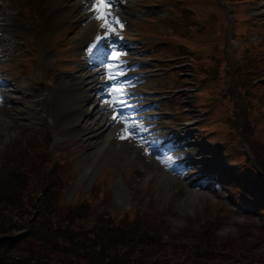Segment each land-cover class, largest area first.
<instances>
[{
    "label": "rangeland",
    "instance_id": "1",
    "mask_svg": "<svg viewBox=\"0 0 264 264\" xmlns=\"http://www.w3.org/2000/svg\"><path fill=\"white\" fill-rule=\"evenodd\" d=\"M144 4L153 6L154 13L161 9L159 18L153 13L144 16L140 24L134 22L138 31L132 33L130 26L126 33L144 43L140 52L150 67L149 86L144 90L150 94L155 90L159 99L149 97L155 103L145 102L146 117L139 119L155 139L146 145L148 150L159 146L166 152L165 159L156 156L153 161L137 148L139 129L125 134L128 143L116 145L111 141L95 158L90 149L95 140L78 144L66 134L67 126H57L50 111L58 95V78L63 74L57 68L68 65L77 70L78 44L70 38L75 36L72 29L63 36L69 39L64 52L55 32L36 44L34 16L21 6L15 23L18 46L4 57L0 53V71L9 81L5 99L0 96V175L11 169H29L27 174L34 178L31 182L19 178L13 181V190L4 193L6 201L9 196L20 198L22 212L11 217L17 225L10 233L15 239L9 240L14 247L8 251L6 243L0 242V264L13 257L29 259L41 244L48 253L52 247L42 239L52 231L59 237L57 244L64 247L86 242L75 246L84 252L95 241L101 247L107 238L104 226H115L118 220L127 226L135 219L160 224L166 256L172 251L168 247L179 253L182 244L205 239L214 247L215 257L208 264H251L249 257H264V229H257L258 218L232 204L225 186L210 189L192 185L200 178L204 180L205 175L206 183L211 178L203 169L211 167L209 157L213 155L203 151L201 142L210 149L219 147L222 156L218 158L222 157L238 177L264 183V0H143ZM1 17L0 24L13 22L3 14ZM165 59L171 60L176 72L165 71ZM21 82L27 88L24 94L18 87ZM187 129L192 130L188 141L196 145L189 153L180 152L182 147L169 153L170 145H175L170 142L171 134L182 136ZM71 145L76 146L74 150ZM51 148L55 150L50 155ZM75 154L77 158L69 162ZM170 154L173 156L167 157ZM57 157L64 165L61 170L56 166ZM53 165L64 189L55 203L51 201L54 187L48 176L55 171ZM104 168L108 171L93 180ZM192 175L194 178H187ZM118 180L128 194L125 200L117 199ZM73 182L74 189L70 190ZM190 188L195 191L189 192ZM15 191L18 195L13 194ZM48 256L50 263L43 264H62L61 256Z\"/></svg>",
    "mask_w": 264,
    "mask_h": 264
},
{
    "label": "trees",
    "instance_id": "2",
    "mask_svg": "<svg viewBox=\"0 0 264 264\" xmlns=\"http://www.w3.org/2000/svg\"><path fill=\"white\" fill-rule=\"evenodd\" d=\"M51 168L55 169V171H53L54 173L51 171L48 174V176H50L49 184L54 187V191L51 195V201L54 202L55 200L60 198V194L64 189L62 187L63 185L60 186V178L57 177V170L55 168V165H53ZM57 168L61 170V168ZM27 171H29V169H25L24 171L18 170L17 172L14 169H11L8 171H4L0 175V242L4 241L6 243V249L8 251L15 245L14 242H11L12 240L10 238L12 236L10 235V233L13 228L17 226L11 221V217H14L15 214L19 215V213L22 212V208H19V197L16 199L9 196L10 200L6 201V196L4 193H6L7 190H13L11 187V185H13V181L18 182L19 178H25L31 182L34 176H29V174H27ZM45 178H47L46 173ZM250 183L251 186L248 189L249 192L246 193H249L250 196L252 195L251 197L255 196V199H257L254 201L255 208L259 205L262 206V209H258L257 211L259 213L260 221L263 223L264 183L261 184V181H259L258 186H256V180L255 182L251 181ZM9 187L10 189H8ZM13 194L18 195L17 191L13 192ZM99 221H101L102 225L104 224L102 218H100ZM150 225H153V227H151ZM159 225L160 224L156 225L141 223V221L138 219H135L134 222H130L129 224H127V226H121L119 224V220L117 221L115 226L108 223L103 227V229L105 230V232L103 233H105L107 237L105 240V245L101 246V248L100 245L98 246L95 241V243H89L87 247L84 248L86 250L84 252H80L79 249L76 250L75 246H80L81 244L85 245L86 242H71L70 247L68 245L64 247L57 244L56 241L59 239V237L52 231V233L49 234L48 237H44L42 239L45 242L46 240H48L46 246L50 244V246L52 247L51 250L48 251V253H46L47 249H44L45 245L40 243L42 248H39L37 246L35 256L32 255L29 259L26 260H23L24 256L20 258L13 257L10 258L11 260L8 263H6V261H4V263H50L49 259L51 258L50 256H48L49 254H57L61 256L60 263L62 264H208L211 259H214L215 256L212 255L214 247L210 244V242L207 243L205 239H200L198 240V243H194L192 245H186L185 243L182 244L180 250H178L179 253L174 252L176 251V248L168 247L172 251H170L171 253L169 252L170 254L168 256L164 255L166 251L163 247H161V245L163 243L165 244L166 242L159 230ZM257 229L259 231L261 230L259 227H257ZM99 233L102 232L99 231ZM193 242H197V240H194ZM1 246L2 248H5V245ZM161 250H164V252ZM19 251L23 252L21 249H19ZM31 251L34 252L35 250ZM38 252L41 253L40 258H38ZM257 257V259H255L254 257H249L251 259V264H264V257L262 255H257ZM5 259L9 258L6 257Z\"/></svg>",
    "mask_w": 264,
    "mask_h": 264
},
{
    "label": "bare ground",
    "instance_id": "3",
    "mask_svg": "<svg viewBox=\"0 0 264 264\" xmlns=\"http://www.w3.org/2000/svg\"><path fill=\"white\" fill-rule=\"evenodd\" d=\"M8 1L4 7V12L7 18L13 20L10 24H4L1 26L4 32L7 34L6 37L0 36L2 42H7L9 47H13L14 42H10L13 39V34L17 31V25L15 21L19 17L20 8L22 4H26L30 10H32V16H36L37 23L39 25V34H35L36 37H40L43 40L51 32L61 29L63 26L70 24L73 19V12L76 11L72 0H6ZM82 36H88L87 29L81 33ZM5 39V40H4ZM68 45L67 41L61 42L60 47L65 48ZM85 84L82 83L80 78L74 77L73 79L65 78L61 79V83L58 85L57 90L60 95L56 98L54 111L52 116L56 119L59 125H66L72 127L69 131L70 134H81L79 129H86L88 124L84 123L83 128H79L83 124V119L87 113L84 110V103L88 100V92H84ZM84 93V94H83ZM74 126V127H73ZM2 126H0L1 129ZM79 128V129H78ZM97 129H104V125L96 127ZM4 130V129H3ZM108 134L103 135L102 143L104 139L108 138ZM100 139V138H99ZM132 154L134 151H130ZM93 154H99V149L93 150ZM96 158V157H95ZM93 161V160H92ZM119 189L117 190L116 196L118 200H125L127 198L126 189L123 183H117ZM191 197V196H190Z\"/></svg>",
    "mask_w": 264,
    "mask_h": 264
},
{
    "label": "snow or ice",
    "instance_id": "4",
    "mask_svg": "<svg viewBox=\"0 0 264 264\" xmlns=\"http://www.w3.org/2000/svg\"><path fill=\"white\" fill-rule=\"evenodd\" d=\"M110 3V0H94V3L92 4V10L96 13L95 19L101 21L100 27L101 28H107L109 26V19L108 16L110 13L107 11L108 5ZM103 11V15L100 13ZM115 23H118V20L115 21ZM118 56L117 53H113V59H116ZM109 80H115L116 77L109 75ZM125 89L123 85L113 84L110 89V95H118L123 96L125 95ZM113 108V111L115 112V104L109 105ZM121 107L124 106V104L120 105ZM122 119V117H120ZM118 119V114H115L112 116V120L116 121ZM125 129L127 130V125H125Z\"/></svg>",
    "mask_w": 264,
    "mask_h": 264
},
{
    "label": "water",
    "instance_id": "5",
    "mask_svg": "<svg viewBox=\"0 0 264 264\" xmlns=\"http://www.w3.org/2000/svg\"><path fill=\"white\" fill-rule=\"evenodd\" d=\"M10 239H11V240H14V239H15V237H11Z\"/></svg>",
    "mask_w": 264,
    "mask_h": 264
}]
</instances>
